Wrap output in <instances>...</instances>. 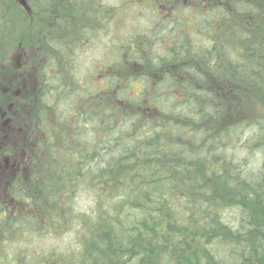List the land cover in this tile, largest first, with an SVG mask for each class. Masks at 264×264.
<instances>
[{"label":"trees","instance_id":"16d2710c","mask_svg":"<svg viewBox=\"0 0 264 264\" xmlns=\"http://www.w3.org/2000/svg\"><path fill=\"white\" fill-rule=\"evenodd\" d=\"M81 1L0 0V65L41 36L32 130L46 125L0 200V263L264 264V0H155L176 26L131 35L82 80L76 54L112 7ZM76 226V249L5 260L14 236Z\"/></svg>","mask_w":264,"mask_h":264},{"label":"rangeland","instance_id":"374dc122","mask_svg":"<svg viewBox=\"0 0 264 264\" xmlns=\"http://www.w3.org/2000/svg\"><path fill=\"white\" fill-rule=\"evenodd\" d=\"M85 1H81L79 5L85 4L89 8L97 5L92 0ZM88 1L89 3H87ZM102 1L107 2L104 4L112 7L111 13H108L107 16L102 13V23H106L104 34L99 35L98 33V38H95L94 44H88L86 47L81 46L76 54V60L74 59L75 68L80 72L81 80L88 77L90 72L95 71V67L99 66L102 59L117 60L119 47L131 35L135 33L146 34L154 27V24H159L164 20H168L169 24L165 23L164 26L170 29L176 26L174 20L178 21V18L172 19L175 12H173L174 8L171 9L165 4L159 7L155 0ZM178 3H187L188 7L193 2L191 0H178ZM179 15L182 14L179 13ZM157 21L159 23H156ZM46 22L43 20V26L46 25ZM164 26L159 29L162 31V36L159 42H156L158 45L165 43L170 45L171 43V40L168 39L170 37L168 30L163 29ZM184 28V24H178V32H184ZM32 29L18 36L14 42V47L12 46L7 51L6 57L0 65V200L5 197V184L9 181L14 182L19 173L24 170L26 174L29 173V169L24 168L31 159V154H27L28 150L36 147L39 144L38 136H42L46 132V125L43 122L38 124L39 128L32 130L33 122L36 120L34 111L38 109L40 104L36 88L42 81L41 72L35 66L37 65L35 51L41 36H39V32ZM62 110L66 111L65 109ZM59 111L58 108H54L48 113L45 121L50 125L54 123L58 118ZM31 133H35L36 136L32 137ZM8 146H12V148L6 149ZM92 206V198L89 194H85L80 200L79 208L87 211ZM78 228L79 226H76L60 237H56L50 232L46 235L38 233L20 237L14 236L6 245L5 260L8 261V258L22 253L24 250L30 255L49 253L53 250L66 252L76 249L80 237ZM1 251L2 249H0V254Z\"/></svg>","mask_w":264,"mask_h":264},{"label":"flooded vegetation","instance_id":"af4514ba","mask_svg":"<svg viewBox=\"0 0 264 264\" xmlns=\"http://www.w3.org/2000/svg\"><path fill=\"white\" fill-rule=\"evenodd\" d=\"M6 167V166H5ZM14 188V182H8L5 184V190H4V195L7 200L11 199L13 191L12 189Z\"/></svg>","mask_w":264,"mask_h":264},{"label":"water","instance_id":"95a60500","mask_svg":"<svg viewBox=\"0 0 264 264\" xmlns=\"http://www.w3.org/2000/svg\"><path fill=\"white\" fill-rule=\"evenodd\" d=\"M22 3H25V0H20Z\"/></svg>","mask_w":264,"mask_h":264}]
</instances>
